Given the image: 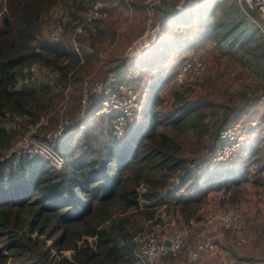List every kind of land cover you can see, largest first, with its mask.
<instances>
[{
    "label": "trees",
    "instance_id": "16d2710c",
    "mask_svg": "<svg viewBox=\"0 0 264 264\" xmlns=\"http://www.w3.org/2000/svg\"><path fill=\"white\" fill-rule=\"evenodd\" d=\"M94 1L71 0L70 6L77 13ZM194 1L181 10L166 9L157 40L163 54L142 66L153 71L173 43L196 49L210 41L249 70L255 80L246 81L245 88L254 89L230 94L242 95L240 104L219 105L204 95L191 99L176 88L173 103L165 107L161 90L173 73L171 67L158 69L145 86L135 129L116 137L107 117L77 113L81 82L100 61L99 44L115 40L114 22L102 21L96 33L85 36L81 62L67 38L38 40L46 17L61 0H0V264H148L132 235L147 222L159 223L160 208L190 224L211 190H222L235 201L245 183L264 185V127L251 129L230 160L210 161L220 129L264 100V82L256 78L264 77V31L239 0L211 24L206 22L211 15L207 1L196 9L200 20L195 22ZM128 60L120 58L110 69L119 72ZM142 77L141 72L135 80ZM69 86L71 122L59 144L65 165L55 168L41 156L6 157L21 129L53 111ZM100 98L94 95L89 108ZM208 115L221 116L216 130L207 124ZM98 117L102 125L93 133L90 124ZM187 130L204 143L202 156L182 149L181 135Z\"/></svg>",
    "mask_w": 264,
    "mask_h": 264
},
{
    "label": "built area",
    "instance_id": "2783aa9c",
    "mask_svg": "<svg viewBox=\"0 0 264 264\" xmlns=\"http://www.w3.org/2000/svg\"><path fill=\"white\" fill-rule=\"evenodd\" d=\"M171 0H152L148 7L150 16L147 19V27L142 35L127 48L126 58L136 59V64L129 65L121 71L109 69L102 77L91 74L84 76L81 82L82 92L79 98L77 113L86 117L92 112L94 116H105L108 119L112 133L116 137L128 135L136 127V121L143 109L140 95L149 78L137 82L135 79L147 66L138 69V62L151 58L150 46L157 42L161 31V25L165 19V11ZM194 0H178L173 6L178 10ZM248 5L257 11L264 20V0H246ZM58 21L53 29L38 40L60 41L67 38L70 44L81 56L80 37L96 33L102 21L109 18V9L105 0H95L85 9L72 15L59 12ZM177 30L178 27L176 26ZM66 31V36L63 37ZM36 40V42L38 41ZM149 48L150 52H146ZM164 51V45L158 44L154 49L155 55ZM100 53V61L95 69L101 67L104 59ZM173 81L178 84L185 83L191 77H199L206 70L205 58L192 50L177 63L169 59L162 60L155 69L171 67ZM94 69V70H95ZM58 74V70L54 72ZM144 78V77H143ZM71 86L64 90V97L68 96ZM70 94V92H69ZM94 95H101L100 100L93 108H89L90 99ZM63 97V98H64ZM53 112L43 114L39 119L24 129L18 138L7 149L5 156H23L32 158L41 156L46 158L55 168L65 165V157L59 151L61 139L68 133L67 125L71 122L68 108L58 112L57 117L51 116ZM264 127V116L244 115L230 119L219 131L217 145L211 155L210 161L214 164L230 160L234 157L240 147L248 140L251 129ZM253 134V132H252ZM190 167L194 164L190 163ZM174 226L173 230L166 236H160L157 229L148 227L137 229L133 232L132 241L142 260L148 264H161L168 257H178L181 252L186 251L188 264H264L258 261L238 260L232 255V250L224 248L219 244V238L223 233L241 230L244 225L242 212L237 207L220 206L210 212L202 220L198 230L192 234L190 244L188 243L191 230L186 226ZM247 240L241 237L236 242V250H239Z\"/></svg>",
    "mask_w": 264,
    "mask_h": 264
},
{
    "label": "rangeland",
    "instance_id": "374dc122",
    "mask_svg": "<svg viewBox=\"0 0 264 264\" xmlns=\"http://www.w3.org/2000/svg\"><path fill=\"white\" fill-rule=\"evenodd\" d=\"M207 1H210L209 11L211 15L208 16L206 22L211 24L216 21L218 14L223 10L224 7L234 5L238 0H195V12L192 14L195 22L199 23L200 20L199 12L197 10H200V7L202 5H205ZM174 2L177 3L178 0H171L168 7L173 6ZM105 4L109 9V18L107 20H112L114 22V25L117 29V34L115 36V40L109 42L108 40H106L102 41L99 44V51L103 54L104 61L101 64L102 66L99 67L98 70L95 69L93 72L97 77H102L106 74V71H108L110 67L121 62L120 58H126L127 48L129 47V45L133 42V40L137 39L144 33L147 27V19L150 16L148 7L152 4V0H124L123 2H121V0H106ZM70 5L71 0H61V2L57 4L46 17V22L39 35L45 36L53 29L58 21L57 14L59 12L72 15L76 11V9L74 7L71 8ZM193 26L194 29L198 28V25L193 24ZM195 26H197V28ZM260 30L263 31L261 28ZM175 31V28L172 29V33H174ZM192 32H194V30H192ZM65 36L66 31L63 34V37ZM85 36L86 35H82L80 37L81 45L83 40L86 38ZM157 43L158 42H155L149 47L151 50V55L153 56H151V58H148L146 62H138L137 68L142 67L143 64H149L150 61H156L154 60V58L157 55L153 53L154 49L158 47ZM197 46L200 49L196 51H198L200 55L205 58V72L199 77L189 78L183 85H178L175 82H172L173 77H171V81L165 82V85L161 90V96L165 99L163 105L165 107H168L173 103L174 92L177 89L184 90L185 93H187V96L191 99L197 98V96L199 97L204 95L215 100L219 105L222 102H226V104L228 105L242 103V101L244 100L242 95L237 94L231 96L230 94L232 92L236 93L243 91V89L245 91L248 88H245V82H251L252 80H255L253 78L254 76L252 77L251 75H249V70L243 68L236 60L230 58L228 55L221 54L217 49H215L212 43H209V46ZM149 48H147L146 52H150ZM192 50L193 49L187 51L191 52ZM173 51L175 55L182 54V52L178 51L176 47L173 49ZM167 56V59L171 61L172 58L170 57V55ZM158 61H160V59ZM132 64H136V59H129L126 67H128L129 65L131 66ZM149 67L150 65L147 66V69H143L141 71L144 77H142L143 80L145 78H149L148 81H150L152 79V76L157 73L149 71ZM174 67L175 64L171 66L172 69H174ZM249 67L251 68V66ZM256 78L262 83L264 82V77L256 76ZM249 88L250 90H252L254 89V86L250 85ZM249 88L247 90H249ZM146 89L144 85L143 91L140 95L141 102L144 100V97L146 95ZM70 90L71 89H69V91L67 92L68 96L64 97L52 111L53 114L51 116H53L54 118L57 117L58 112L61 113V111L67 108L69 109L74 104L73 100V102L71 103V95L69 94ZM163 105H161L162 108H164ZM245 111V113H250H244L245 117L251 115L264 116V100L259 102L252 108H246ZM99 118L101 117H98V120L95 119L94 121H91L90 125L91 127H94L93 133H96L95 131L100 130V126L102 125L100 121H102L103 119L99 120ZM220 122V115L207 116V124H210V127H213L212 129L214 130L218 128ZM30 124L31 123H29V125ZM20 129L21 128H19V132ZM23 130L24 129H21V132ZM20 134H18L16 138H18ZM181 143L183 146L182 149H185L187 150V152L193 153L196 156L200 157L206 152L204 143L198 141L191 132H188V130L183 133V135H181ZM243 189V195L235 199V201H230L228 199L229 196L225 195L222 190H211L206 201L202 205L200 216L197 219H194L190 224H184L181 216H177L175 212L167 211L163 207L159 210V217H161L159 223L152 224V222H147L143 224V226L157 229L160 233V236H166L173 230L174 226L183 224L182 226H186L189 230H191L188 241V243L190 244V238L192 234L198 230L205 216H207L217 207L234 206L242 212L244 225L241 230L234 231L232 233H223L218 240L219 244L224 248L231 249L233 257L238 258V260L241 261H243V259H248L247 257L243 259L240 258V255L238 253L240 252V250H244V247H249L252 256H249V258L251 259L248 261H258L264 263V185L251 186V183L247 182L244 184ZM136 230L137 229H135L134 231ZM241 237H244L247 242L243 245L244 247L242 249L236 250V242ZM161 264H188L186 251L184 250L183 252H181L178 257H168Z\"/></svg>",
    "mask_w": 264,
    "mask_h": 264
},
{
    "label": "crops",
    "instance_id": "0c3cea01",
    "mask_svg": "<svg viewBox=\"0 0 264 264\" xmlns=\"http://www.w3.org/2000/svg\"><path fill=\"white\" fill-rule=\"evenodd\" d=\"M209 43H211V42L210 41L209 42H204V43H200L199 45H202V47L203 46H209ZM175 47H176V49L178 51L182 52L181 55H175V53H173L174 52L173 49ZM190 49H193L194 51H196V50H199L200 48H198V46H196V49H194V48H187L184 45H183V48H182L181 46L175 45V43H173V46L171 47V51L169 53L170 57L172 58L171 61H173V63H177L182 57H184L185 55H187V54L190 53V52L187 51V50H190ZM186 51H187V53H186ZM196 52L199 53L198 51H196ZM151 72H155V71L153 70ZM248 183H251V182H248ZM251 186H255V184L251 183ZM243 247L244 246H242L240 249H242ZM243 249L244 250H240V252L238 253L240 255V258L243 259V258L247 257V259L250 260L251 258H249V256H252V255H251V251H250L249 247H244ZM243 260H246V259H243Z\"/></svg>",
    "mask_w": 264,
    "mask_h": 264
},
{
    "label": "water",
    "instance_id": "95a60500",
    "mask_svg": "<svg viewBox=\"0 0 264 264\" xmlns=\"http://www.w3.org/2000/svg\"><path fill=\"white\" fill-rule=\"evenodd\" d=\"M241 6L243 7V9L245 10V12L252 17L257 23L258 25L261 27V29L264 31V20L260 17V15L257 13V11H255L254 9H252L246 0H239Z\"/></svg>",
    "mask_w": 264,
    "mask_h": 264
}]
</instances>
